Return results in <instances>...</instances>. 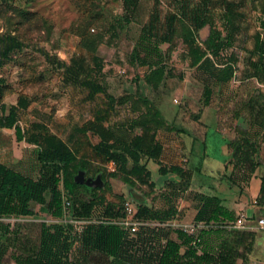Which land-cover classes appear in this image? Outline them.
Here are the masks:
<instances>
[{"label": "rangeland", "instance_id": "1", "mask_svg": "<svg viewBox=\"0 0 264 264\" xmlns=\"http://www.w3.org/2000/svg\"><path fill=\"white\" fill-rule=\"evenodd\" d=\"M228 3L233 14L226 22ZM124 15L129 20L117 26ZM198 15L208 16L223 35L232 32L231 44L218 53L216 60L222 62L230 54L236 59L233 77L225 84L212 86V98L206 106L202 100L204 76L189 66L185 43L168 28L170 22L172 28H178L179 18L193 27ZM263 21L264 0H137L129 11H125L122 0H0V115L5 113L2 106L7 109L19 95H25L28 106L18 110L20 127L25 129L33 121L42 122L69 145L78 147L76 160L85 168L84 179L97 181L89 186L97 185L100 189L96 191L103 194L104 204H116L114 211L125 200L134 210L141 200L153 209L173 206L176 212L166 220L171 237H175L174 230L185 231L198 222L195 214L201 195H215L223 205L237 203L235 218L239 213L264 218L259 211L253 212L256 198L250 163L237 162L232 156L233 149L227 146L229 140L240 137L237 129L246 130L258 147L252 159L264 165V126L250 124L252 117L247 104L250 98L264 102V74H255L253 68L258 59L253 51L255 37L259 35L264 40ZM194 29L198 41L203 42L209 25ZM8 37H13L15 46L5 55L4 50L11 44ZM91 53L102 59L103 69L97 78L115 99L129 94L146 96L167 122L190 132L165 128L156 131L162 154L158 159L142 155L150 176L137 180L132 193L127 184L110 176L106 177L109 187L104 188L100 174L106 175L112 168L92 148L97 137L90 133L80 136L73 131L74 126L97 114L105 117L104 123L120 126L129 125L138 113L131 110L129 102L109 106L104 94L91 97L87 87L64 78L58 61L68 63L70 57L84 55L88 64ZM158 62L166 65L170 75L153 90L143 75L150 64ZM140 132V128L134 127L129 135ZM70 133L74 135L72 140L68 138ZM0 144L1 154L9 153L13 147L21 149L24 159L16 163L17 170L39 177L34 146L18 141L13 129L2 132ZM170 165H178L189 173L187 188L183 189L179 182L152 184L160 174L158 168ZM130 166L128 163L127 167ZM259 170L257 176L263 168ZM60 188L64 197L72 198L62 183ZM50 196L47 189L43 203L29 201L32 214L0 216V248H6L3 264H15L12 253L18 248L37 244L41 222L56 221L47 209ZM203 222L206 226L197 228L198 232L219 225ZM233 230L231 227L229 231ZM74 239L77 245L80 238ZM74 252L77 255L74 264H108L110 260L94 249L82 262V249Z\"/></svg>", "mask_w": 264, "mask_h": 264}, {"label": "trees", "instance_id": "2", "mask_svg": "<svg viewBox=\"0 0 264 264\" xmlns=\"http://www.w3.org/2000/svg\"><path fill=\"white\" fill-rule=\"evenodd\" d=\"M125 11L131 10L137 0H122ZM233 12L230 4H227L225 17L228 22ZM172 18H175L173 15ZM128 16L124 15L118 20L117 26H122V21L127 22ZM178 28H172L171 22L168 28L179 36L187 47L189 66L195 67L204 76L203 104L209 105L213 85H222L231 80L235 69V57L230 54L224 61H217L218 53L231 44L232 35L227 31L225 35L216 28L208 16H196L195 25L192 27L185 20L179 18ZM209 25V31L203 42L196 38L195 29ZM264 26V21H263ZM113 28H116L113 26ZM11 44L7 46L3 54L15 46L13 37H8ZM20 48V45L17 44ZM253 51L258 55V59L253 63L255 74H264V40L256 35ZM49 56V55H47ZM50 58V57H49ZM84 55L72 56L69 62L58 61V66L63 69L64 78L73 84H80L88 88V95L93 97L97 93H102L107 98L109 106L114 103H130V108L137 115L131 119L129 125H109L104 123L105 117L101 114L86 120L81 125L74 126L73 131L80 136L88 133L97 137V141L92 145L94 152L100 156L104 162L112 161L114 169L108 171L106 175L101 172L100 178L104 183V188L109 187L107 176L119 178L130 188L137 180L143 181L150 176L147 163L142 162V155L149 159H158L162 154V144L156 139V131L161 128L174 130L176 132H190L179 124L167 122L161 110L148 97L139 94H129L115 99L110 95L104 84L98 80V76L103 69V61L96 53H91L90 62L85 63ZM261 73V74H260ZM166 75H170L169 69L162 62L150 64L149 69L144 73L143 78L147 85L153 90L158 89ZM248 107L251 112L250 124L264 126V102L250 98ZM28 106V98L19 95L15 104H10L7 109L2 106L4 114L0 115V128H14L17 140H24L36 146V159L40 165L39 177L34 179L15 171L0 162V216L11 214H32L28 207V202L33 200L43 203L44 192L50 191L48 202V212L54 222H41L38 242L32 247L18 248L12 253L15 264H74L77 261L74 252L77 248L82 249V262H86L87 254L91 250H98L110 257L108 264H235L239 252L236 242L231 237H222L215 247L209 245L208 235L211 232L219 236L230 232L225 228V224L233 221L234 211L221 203L219 197L215 195H201L200 205L197 208L195 219L197 221H208L216 225L201 232L203 250L197 253L191 244L192 237L181 229L174 230L175 237L170 236L167 227L157 230H141L135 239L129 238L128 233L117 224L100 223L88 224L81 234L80 242H76L71 234L72 225L63 221V193L60 188L62 183L65 190L72 194L74 203V213L77 217H89L93 208L104 203L103 194L97 193L100 189L97 185L89 186L75 180L76 174L84 170V166L79 164L77 159L78 147L71 146L67 141L51 132L47 125L33 121L25 129L17 124L18 110ZM138 127L141 132L133 136L129 135L132 128ZM73 132V133H74ZM240 137L229 140L227 146L232 151V156L237 162H249L251 173L257 168H263L259 176V200H264V165L252 159V155L257 152V145L252 141L248 132L237 129ZM73 133L69 134V140L74 138ZM75 138L74 142H76ZM131 166L128 168L127 164ZM159 175L155 177L152 184H171L178 182L185 189L190 181V175L178 165L169 167H159ZM105 214L109 217L118 218L122 216V205L117 210H113L115 203L105 204ZM176 212L173 206L166 209H153L144 200L136 206V216L166 221ZM161 238L165 243L160 246ZM155 242V244H153ZM75 245V246H74ZM74 248V250H73ZM6 248H0V264ZM71 251V259L69 253ZM248 250V249H247Z\"/></svg>", "mask_w": 264, "mask_h": 264}, {"label": "built area", "instance_id": "3", "mask_svg": "<svg viewBox=\"0 0 264 264\" xmlns=\"http://www.w3.org/2000/svg\"><path fill=\"white\" fill-rule=\"evenodd\" d=\"M112 170L114 169V163L108 162ZM105 204H97L89 217H77L74 213V203L70 197L63 196L62 208H63V221L72 225L71 234L73 237H80L84 232L85 227L88 224H100V223H112L119 225L128 233V237L135 239L137 234L141 230H157L167 226L166 221H154L151 219H145L137 217L133 206L127 200L122 203V216L115 218L109 217L105 214ZM254 220L252 217L239 213L233 221L228 222L229 227H245L249 222ZM257 224L264 227V218H257ZM203 221L194 222L189 227L184 229L192 237L191 244L195 247L197 253H201L203 250V243L201 239V232L197 231V228H205ZM165 243V239L161 238L159 241L160 246ZM155 244V242L153 243ZM71 251L69 253V259H71Z\"/></svg>", "mask_w": 264, "mask_h": 264}, {"label": "crops", "instance_id": "4", "mask_svg": "<svg viewBox=\"0 0 264 264\" xmlns=\"http://www.w3.org/2000/svg\"><path fill=\"white\" fill-rule=\"evenodd\" d=\"M15 103H11V104H15ZM7 129L14 130V128H0V135H2V132ZM18 141H24V140H18ZM24 142L27 143L26 141ZM4 143L6 144L7 142L5 141ZM27 144L34 146L33 150L35 151V157H36V149H37L36 146L30 143ZM1 148H3V145L0 144V151ZM26 150L27 149H24V151ZM7 154H9V156H7ZM7 154L5 153L1 154L0 152V162L5 164L7 167L11 169L18 171L16 168V163L19 164L24 159V155L21 149L16 150V148L13 147V149L12 148L9 149V153L7 152ZM259 168L260 167H257L252 172V181H253L252 192H253V196L256 198L255 200L256 206L254 207L253 212L259 211L264 216V200L258 199L260 178L257 175L260 173ZM18 172L24 174L21 171ZM24 175L30 176L29 174H24ZM238 206L239 205L237 203H229V205L228 204L226 205V207L236 212H238V208H239ZM257 218L259 217H257V215L255 214V216L253 217L254 220H252V222H249L248 225H246L245 227H239V228L234 227L235 230L232 233V235L226 232L224 234H221V236H219L217 233L211 232L207 237L209 241V245L215 247L218 244V242L222 239V237H231L232 240L236 242L237 251L240 253L235 261V264H264V227H261L257 224L256 221ZM224 226L228 231L231 229V227H229L227 224H225Z\"/></svg>", "mask_w": 264, "mask_h": 264}, {"label": "water", "instance_id": "5", "mask_svg": "<svg viewBox=\"0 0 264 264\" xmlns=\"http://www.w3.org/2000/svg\"><path fill=\"white\" fill-rule=\"evenodd\" d=\"M75 180H76L77 182H79V183H85V184H87V185H90V184H92V183L96 184V182H97L96 180L90 182L89 179H84V171H83V170H80V171L76 174V176H75ZM98 180H99V178H98Z\"/></svg>", "mask_w": 264, "mask_h": 264}]
</instances>
